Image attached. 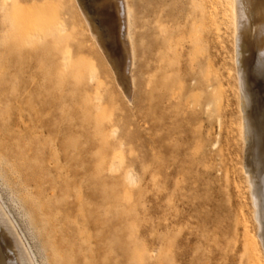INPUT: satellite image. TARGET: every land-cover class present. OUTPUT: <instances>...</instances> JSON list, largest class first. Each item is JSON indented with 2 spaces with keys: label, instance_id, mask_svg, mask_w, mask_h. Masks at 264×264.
Instances as JSON below:
<instances>
[{
  "label": "rangeland",
  "instance_id": "rangeland-1",
  "mask_svg": "<svg viewBox=\"0 0 264 264\" xmlns=\"http://www.w3.org/2000/svg\"><path fill=\"white\" fill-rule=\"evenodd\" d=\"M83 2L116 50L113 3ZM128 3L129 69L122 51L119 63L96 44L76 0H0L3 260L264 264L243 170L233 1Z\"/></svg>",
  "mask_w": 264,
  "mask_h": 264
},
{
  "label": "bare ground",
  "instance_id": "bare-ground-1",
  "mask_svg": "<svg viewBox=\"0 0 264 264\" xmlns=\"http://www.w3.org/2000/svg\"><path fill=\"white\" fill-rule=\"evenodd\" d=\"M96 1L100 5L104 2V0ZM110 1L113 3L114 9L113 12H111L112 14L108 15V21L113 31L114 43L117 45L116 50H113L106 45L102 31L98 25H96L97 23H93L94 21H92V17L88 15L83 0H76L80 9L79 11H81L84 20L89 25L91 37L95 40L96 44L102 49L107 57L113 56L119 63H121L122 57L120 56L119 51H122L121 55L124 53V56L126 57V59L124 57L122 60H126L129 69V67H133V63H135V46L131 31L133 22L132 9L128 0ZM232 1L235 23L234 52L240 85L243 170L246 174L250 188L254 207V217L258 223L257 233L262 238L260 239L264 240V104L260 105L259 101L255 100L257 95L251 89L263 73L261 67L264 66V0ZM63 51L65 50L63 49ZM208 112L209 107H207V113ZM131 176V174L127 175L128 178H131ZM1 205L2 204L0 203V218L8 224V220L6 219L8 213H6ZM1 224L2 222H0V225ZM6 246L9 247L8 245ZM0 264H7L3 260L1 250Z\"/></svg>",
  "mask_w": 264,
  "mask_h": 264
}]
</instances>
